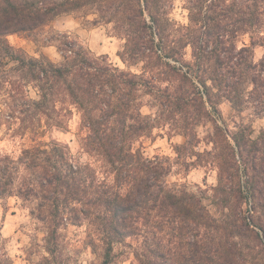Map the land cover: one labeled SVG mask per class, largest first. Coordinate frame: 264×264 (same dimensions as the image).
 <instances>
[{"label":"trees","instance_id":"16d2710c","mask_svg":"<svg viewBox=\"0 0 264 264\" xmlns=\"http://www.w3.org/2000/svg\"><path fill=\"white\" fill-rule=\"evenodd\" d=\"M174 1L0 0V128L31 141L18 155L0 149V199L33 204L44 244L31 251L43 247L44 264H72L70 225L86 227L101 264L117 263L118 244L132 264H264V130L255 136L221 109L264 116V0H186L187 22L171 16ZM78 12L112 24L122 60L141 70L65 33L54 38L59 61L10 40ZM76 114L87 161L46 139L69 131ZM156 129L183 135L177 163L214 170L217 183L200 192L171 184V159L146 154ZM0 264H15L1 233Z\"/></svg>","mask_w":264,"mask_h":264},{"label":"rangeland","instance_id":"374dc122","mask_svg":"<svg viewBox=\"0 0 264 264\" xmlns=\"http://www.w3.org/2000/svg\"><path fill=\"white\" fill-rule=\"evenodd\" d=\"M186 0H175L171 16L180 22L188 21V11L185 8ZM94 14L84 15L81 12L72 14H63L52 20L47 26L30 32L16 33L10 35L11 42L22 47L32 55L39 56L41 53L49 55L55 61L61 60L54 41L57 33H65L71 38L90 47L96 54H106L111 61L121 68L130 69L139 72L142 64L129 65L125 63L120 51L124 46V39L113 32V25L108 23L95 24ZM264 57V46L256 48L257 60ZM221 109L229 123L233 124V118L253 125L255 136H258L264 130V116L254 115L253 109H248L242 114L236 113L228 102L221 104ZM146 113L151 109L144 107ZM80 125L79 115H75L70 122L69 131L55 130L48 134L46 139H56L67 143L73 152L82 160L87 161L89 156L83 152L78 142L77 133ZM212 125L199 127L201 137H205ZM186 138L183 135H172L167 129H156L152 137L143 139L146 154L150 157L156 155L168 157L173 163V169L168 179L173 185H184L191 191L200 192V189L210 188L217 183V172L204 167H193L186 169L177 163V152L175 145L183 143ZM31 143L27 137L13 136L6 128H0V149L5 153L18 155L22 147ZM205 147L202 143L201 148ZM204 193V192H203ZM212 191L204 193L206 197L204 202L207 205H213L211 201ZM32 203H25L17 197L0 199V233L1 240L6 245L15 264H44L43 256L46 251L43 247H36L34 241L43 242V232L39 229L36 221L31 215ZM211 209L212 206H211ZM214 210V209H213ZM66 241V251L72 255V264H101L102 257L100 253L93 251L86 244V227L70 225L63 230ZM38 237V238H37ZM37 238V239H36ZM116 264H132L133 254L130 248L122 244L116 246Z\"/></svg>","mask_w":264,"mask_h":264}]
</instances>
